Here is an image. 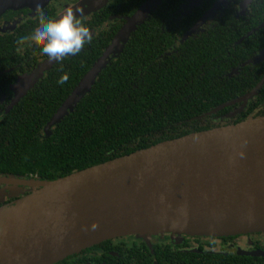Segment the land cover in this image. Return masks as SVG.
<instances>
[{"label":"water","instance_id":"water-1","mask_svg":"<svg viewBox=\"0 0 264 264\" xmlns=\"http://www.w3.org/2000/svg\"><path fill=\"white\" fill-rule=\"evenodd\" d=\"M24 1L0 0V11ZM158 2L147 0L127 18L45 130L74 111ZM262 59L264 50L250 61ZM56 62L40 64L13 105ZM263 84L236 101L247 102ZM0 184L27 192L0 207V264H53L125 235L264 232V115L167 139L56 179L9 174L0 176ZM5 197L0 190V199Z\"/></svg>","mask_w":264,"mask_h":264},{"label":"trees","instance_id":"trees-1","mask_svg":"<svg viewBox=\"0 0 264 264\" xmlns=\"http://www.w3.org/2000/svg\"><path fill=\"white\" fill-rule=\"evenodd\" d=\"M163 7L158 12H166ZM155 13L131 33L123 52L109 60L90 92L54 127L52 135L40 137L103 46L90 54L80 51L77 57L63 59V65L49 71L7 114L0 111V173L56 179L216 126L209 121L200 126L197 117L239 94L237 87L242 83L229 76L234 66L229 61L235 56L234 62L244 64L248 61L244 57L252 56L264 44L248 39L236 45L239 35L234 29L227 44L222 37L230 34L216 30L187 41L179 47V55L158 59L146 42L160 26ZM263 31L255 37L264 38ZM15 49L13 44L0 42V60L11 58ZM250 66H243V70ZM64 73L69 79L58 85L56 81ZM252 111L246 110L235 122L248 118ZM256 115L264 112L251 116Z\"/></svg>","mask_w":264,"mask_h":264},{"label":"flooded vegetation","instance_id":"flooded-vegetation-1","mask_svg":"<svg viewBox=\"0 0 264 264\" xmlns=\"http://www.w3.org/2000/svg\"><path fill=\"white\" fill-rule=\"evenodd\" d=\"M42 1L26 0L17 7H8L0 11V42L16 46L10 54L11 58L0 60L2 114H7L14 100L17 99L12 87L17 84L18 78L33 73L48 59L40 53L42 42L37 41L30 47L27 43H18L22 37L31 34L37 23L42 22L35 11L37 2L49 18H57L66 9H72L89 27L92 34V41L81 49V53L90 54L103 46L100 56L127 22V18L133 16L147 0H48L46 3ZM155 6L156 8L149 13L143 23L157 12L155 14L160 19L157 22L160 26L153 35L146 38V42L150 45L152 54L156 55V58L158 55V59L165 60L172 58L174 54L179 55V47L187 41L196 40L203 34L216 30L230 34L231 37H222L227 44L232 41L233 29L239 35L235 41L236 45L248 39L264 44L262 36L255 37L264 29V25L260 27L264 24V0H159ZM162 7L166 8V12H158ZM76 9H81L83 14L76 13ZM187 25H189L188 29L183 32V28ZM110 33L112 36L107 38ZM262 33L264 34V31ZM106 40L108 41L104 45ZM170 44L173 45L170 47ZM263 50L264 46L244 59L250 61ZM79 54L61 58L52 69L58 64L63 65L61 63L63 59H72ZM118 56L112 55L110 59H116ZM234 58L235 56L229 61L234 65L229 76L242 83L237 87L240 92L221 104L234 103L215 113L205 115L221 105L219 104L198 116L197 118L201 119L200 126L206 121L216 126L234 123L246 110L252 108L251 115L264 112V84L258 94L247 102L236 101L264 79V59L259 62L245 61L244 64L243 62L238 64L234 62ZM248 65H251L250 69L244 71L243 68ZM52 69L45 72L37 82H41ZM242 75L245 78H242ZM251 85L253 86L250 87ZM22 99L23 97L20 100ZM225 109L226 112L223 111ZM3 175L6 174L0 173V176ZM3 185L0 184V190L5 193L6 199L0 203V206L22 195L15 194L21 191L18 187L8 184L4 190L1 189ZM53 264H264V232L221 235L165 232L153 234L150 238L136 234L125 235L82 249Z\"/></svg>","mask_w":264,"mask_h":264},{"label":"clouds","instance_id":"clouds-1","mask_svg":"<svg viewBox=\"0 0 264 264\" xmlns=\"http://www.w3.org/2000/svg\"><path fill=\"white\" fill-rule=\"evenodd\" d=\"M35 11L42 22L37 23L31 34L22 37L18 43H27L30 47L37 41L42 42L40 53L49 61H59L65 56H75L92 41L89 27L72 9H66L57 18H49L37 2ZM76 13L83 14L81 9H76ZM68 79V74L64 73L59 76L56 83L62 86ZM240 155L243 156V153Z\"/></svg>","mask_w":264,"mask_h":264},{"label":"rangeland","instance_id":"rangeland-1","mask_svg":"<svg viewBox=\"0 0 264 264\" xmlns=\"http://www.w3.org/2000/svg\"><path fill=\"white\" fill-rule=\"evenodd\" d=\"M117 51L118 50H116V52H115V54L117 53ZM29 75L30 74H27V75H23V76H20L19 78H18V82H17V84L18 83H22V85L20 86V85H14L13 87H12V89L14 90L13 91V93L15 94V96L17 95V93H18V91L21 89V87H23L24 86V84H25V82H26V80H27V78L29 77ZM54 127H55V125L54 126H52V127H48L46 130H45V127L42 129V131H41V134H40V137L41 138H44V137H46L47 136V134L50 132V131H53V129H54ZM8 184H4L3 185V187L1 188V189H6V186H7ZM23 192H20V191H18V192H16L15 194H22V193H27L26 192V189H24V190H22ZM21 196V195H20ZM6 199V198H5ZM4 199V200H5ZM3 199H0V203L1 202H3L4 201ZM2 206V205H1ZM0 206V207H1ZM153 234H158V233H153ZM153 234H150V235H146V236H143V237H148V238H150Z\"/></svg>","mask_w":264,"mask_h":264}]
</instances>
